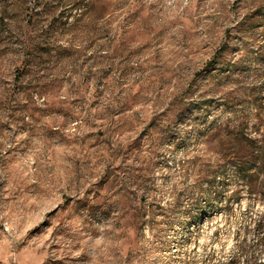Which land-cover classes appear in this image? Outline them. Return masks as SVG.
Returning <instances> with one entry per match:
<instances>
[{
  "label": "rangeland",
  "instance_id": "rangeland-1",
  "mask_svg": "<svg viewBox=\"0 0 264 264\" xmlns=\"http://www.w3.org/2000/svg\"><path fill=\"white\" fill-rule=\"evenodd\" d=\"M260 110L264 0H0V264H264Z\"/></svg>",
  "mask_w": 264,
  "mask_h": 264
},
{
  "label": "trees",
  "instance_id": "trees-1",
  "mask_svg": "<svg viewBox=\"0 0 264 264\" xmlns=\"http://www.w3.org/2000/svg\"><path fill=\"white\" fill-rule=\"evenodd\" d=\"M257 121L259 122V125L260 124L264 125V112L261 110L258 111ZM258 136H259L260 145L256 153L253 148L254 142L252 138L243 139L239 137L238 135H232V133L227 132V133H223V135H221V138L219 137L217 142L221 150L220 151L221 154H225L229 152V154H231L234 158H237L243 161V160H247L251 158L255 159L260 156H264V130L259 132ZM236 170L240 173L243 172L245 170L244 165L239 164L236 167ZM252 186H253V183H249V187H252Z\"/></svg>",
  "mask_w": 264,
  "mask_h": 264
}]
</instances>
